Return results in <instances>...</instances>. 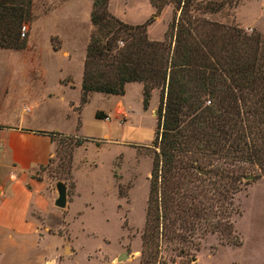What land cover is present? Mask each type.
<instances>
[{
    "label": "trees",
    "instance_id": "16d2710c",
    "mask_svg": "<svg viewBox=\"0 0 264 264\" xmlns=\"http://www.w3.org/2000/svg\"><path fill=\"white\" fill-rule=\"evenodd\" d=\"M108 1L92 0L80 104L91 93L123 96L127 84L139 83L146 110L160 92L140 264H168L163 245H174L178 258L188 247L197 252L200 231L241 246L230 221L233 197L250 169L264 176V41L202 16L244 0H148L153 14L134 26L110 14ZM32 3L0 0V49L26 48L21 29L34 19ZM168 5L164 39L151 41L147 29Z\"/></svg>",
    "mask_w": 264,
    "mask_h": 264
},
{
    "label": "rangeland",
    "instance_id": "374dc122",
    "mask_svg": "<svg viewBox=\"0 0 264 264\" xmlns=\"http://www.w3.org/2000/svg\"><path fill=\"white\" fill-rule=\"evenodd\" d=\"M120 1L123 0H112V12L114 4ZM63 2L35 0L33 15H43ZM130 2L133 12L126 23L146 21V1ZM82 14L88 21L81 22L77 36L59 28L54 21L33 25L34 16L30 24H25L26 48L0 53V115L6 118L22 113L20 99L13 98L16 93L11 89L4 93L9 77L11 85L30 87L23 96H35L40 102L35 111L39 124L61 131L55 138L54 154L33 177L43 185L49 204L47 212L34 214L44 236L41 250L50 254L67 244V257L60 264H140L149 180L157 151L154 140L160 92L156 89L151 93L146 110L143 86L139 83L127 84L123 96L91 93L87 103L81 105L86 48L94 31L89 8L84 6ZM172 16L173 9L168 5L147 29L151 41L164 39ZM202 18L236 27L248 35L259 33L264 41V0H244ZM53 34L56 36L49 38ZM23 64L39 65L40 74L36 70L35 76L17 80L13 74L26 70ZM25 105L28 107L29 103ZM98 112L104 118L97 119ZM24 114L28 116L30 110ZM77 141L82 145L76 146ZM246 176L254 177L242 180L240 192L233 197L236 214L230 217L241 246H222L219 235L200 231L194 238V242L200 243L197 252L188 247L186 257L178 258L171 250L174 245H163L162 259L168 264H189L192 256L197 259L193 264H264V176L256 168ZM57 182H63L67 188L65 209L54 206ZM121 254L128 258L119 262ZM172 258L175 263L170 262Z\"/></svg>",
    "mask_w": 264,
    "mask_h": 264
},
{
    "label": "crops",
    "instance_id": "0c3cea01",
    "mask_svg": "<svg viewBox=\"0 0 264 264\" xmlns=\"http://www.w3.org/2000/svg\"><path fill=\"white\" fill-rule=\"evenodd\" d=\"M145 1L148 9L146 17L149 16V19L154 8L148 0ZM32 4L34 12H36L35 0ZM130 4V0L120 1L118 5L114 4L115 11L112 12V0H109L108 9L114 17L126 23V18L133 12ZM84 6L89 8L91 14L92 0H64L59 7H52L43 12V15L34 13L36 20L33 25L40 21L45 24L54 21L55 25H59V28L62 27L77 36L81 22L88 21L82 14ZM126 24L140 25L139 23ZM31 29L32 25L29 26L30 32ZM51 36H56V34L50 35L49 38ZM2 52L10 51L0 49V53ZM23 65L26 70L19 69L20 71L17 70L13 74L17 80L25 76H35L36 70L37 74H40L39 65L37 67L34 64L31 67L29 64ZM11 68L7 66V69ZM9 82L10 78L7 77L4 93H8L9 89L16 93L13 98L20 99L22 113L20 116L11 115L6 118H2L0 115V144L2 146L0 159V264H60L64 257H67L64 256L69 247L67 244H65L66 246L62 244L60 251L58 247L55 248L50 254L40 248V242L44 236L40 234L41 225L35 215L42 211L47 212L49 204L48 198L43 194V185L33 177L36 170L45 165L55 151V142L47 133H61V131L58 128L47 129L39 124L35 111L40 102L36 101L35 96H23L26 92L29 93V86L27 88L18 87ZM25 103H29L28 107ZM27 110H30L28 116L24 114Z\"/></svg>",
    "mask_w": 264,
    "mask_h": 264
},
{
    "label": "water",
    "instance_id": "95a60500",
    "mask_svg": "<svg viewBox=\"0 0 264 264\" xmlns=\"http://www.w3.org/2000/svg\"><path fill=\"white\" fill-rule=\"evenodd\" d=\"M200 173L202 174L203 172L200 171ZM253 176H248L246 178H244V180H252ZM55 189H56V193H57V197L54 201V206L58 209H65L66 205H67V188L66 185L63 182H57L55 185ZM128 258V255L126 254H121L118 258V261L121 262L125 259Z\"/></svg>",
    "mask_w": 264,
    "mask_h": 264
},
{
    "label": "built area",
    "instance_id": "2783aa9c",
    "mask_svg": "<svg viewBox=\"0 0 264 264\" xmlns=\"http://www.w3.org/2000/svg\"><path fill=\"white\" fill-rule=\"evenodd\" d=\"M27 32V27L24 25L21 29V38L25 37V33ZM1 152H2V146L0 144V159H1Z\"/></svg>",
    "mask_w": 264,
    "mask_h": 264
}]
</instances>
